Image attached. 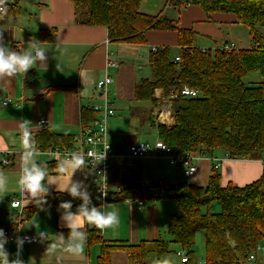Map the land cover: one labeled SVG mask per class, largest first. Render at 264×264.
<instances>
[{"label":"crops","instance_id":"crops-1","mask_svg":"<svg viewBox=\"0 0 264 264\" xmlns=\"http://www.w3.org/2000/svg\"><path fill=\"white\" fill-rule=\"evenodd\" d=\"M142 2L143 0L140 8ZM164 3L165 0H148L147 4H154L151 11L156 14L163 9L164 12L167 10ZM8 7L7 15H0V28H5L4 40L13 50L21 47L27 50V43L33 37L41 41L42 46H51L52 49L46 53L48 59L44 68L34 65L25 74L0 78V164L7 152H10L11 159L9 166L0 165V178L4 181L3 186H0V228L18 229L31 235L37 232L41 235L38 242L24 245L22 259L27 261L31 257L36 264H39L40 259V264H55L54 260L50 262L43 256L44 250L47 240H53L56 231L66 227H63L55 206H47V214L37 210L30 219L19 223L22 212L36 204V200H24L21 214L17 208L9 205L11 198L19 194L18 178L23 163L22 152L27 150L20 127L21 121L31 123L29 127L33 143L35 131L42 129L37 125V120L43 117L49 121L47 127L53 132L72 135L73 146L68 148L75 147V137L85 128L81 124V108L101 102L95 85L106 73L112 78L108 86V98L115 112L109 117L107 125V139L115 154L109 160L110 190L116 192L130 185L148 184L162 179L172 183L185 181L196 186H206L212 169L211 158H221L225 152L199 153L200 158L196 163L198 170L190 177L184 175L182 167L172 166L162 158L137 159L133 165L124 158L129 145L138 142L152 145L158 138L156 128L159 122L155 118L157 109L150 110L147 119H143L141 115L147 109L144 107L146 102L134 99V88L140 79L150 77L143 73L149 68L148 54L151 47H177L173 32L149 31L144 44L114 43L108 40L106 27L77 24L74 7L69 0H8ZM172 17L179 19L181 27H191L196 31L194 44L200 49L214 50L224 46L242 49L250 45L248 29L235 23L231 14L216 13L211 20H207L198 7L187 6L180 12L173 10ZM51 29H55L53 40L39 38L40 30ZM107 59L115 61L117 66L106 67ZM243 80L245 83H259L262 78L257 72H249ZM46 87L51 89L43 90ZM5 96L12 97L13 102L3 106L1 101ZM155 96L158 103H163L160 99L161 89L155 90ZM116 114L121 116L116 117ZM145 121L154 130L153 141L143 140L146 130L142 122ZM167 121L170 126L173 125V116ZM34 158L39 163L50 161L41 153H37ZM54 162L55 166L44 183H53L49 186V192H60L58 189L67 181L70 170L60 174L57 167L59 161ZM127 164L132 169L124 166ZM217 171L221 186L232 184L241 187L255 181L264 173V160L228 158L221 161ZM72 179L83 180L87 184L91 181V172L79 169ZM60 193L68 195L67 192ZM173 202L170 199H161L144 200L142 206L128 200L101 204L98 207L107 211L114 210L119 217V223L113 228L99 229L101 237L106 241L132 245L167 239L168 219L176 212ZM87 227L92 229L93 225L87 224ZM150 246L154 248V245ZM5 247L9 253L15 252L13 241H9ZM173 247L171 254L178 248L176 245ZM100 252L98 243H87L83 256H65L61 264H98ZM167 256L170 255L157 257L152 253L149 262L159 264L160 259ZM31 258L27 264H31ZM108 264H130L126 251L112 250ZM255 264H264V250L255 253Z\"/></svg>","mask_w":264,"mask_h":264},{"label":"trees","instance_id":"trees-1","mask_svg":"<svg viewBox=\"0 0 264 264\" xmlns=\"http://www.w3.org/2000/svg\"><path fill=\"white\" fill-rule=\"evenodd\" d=\"M69 1L74 7L75 22L106 27L110 42L144 44L149 31L176 35V48L162 46L153 51L151 47L148 54L151 75L140 79L134 88V99L148 102L151 111L158 103L155 96L158 88L165 98L170 90L183 86L196 91L195 96L178 95L171 100L173 125L157 124L158 138L166 145L182 154L223 151L232 159L264 160V0H165L164 8L168 11L163 9L156 14L142 11L141 0ZM187 6L198 7L207 20L216 13L233 15L235 23L248 29L249 47L198 48L194 44L196 31L181 27L179 19L168 13L180 12ZM38 36L51 41L55 29L40 30ZM249 72L259 73L262 81L245 83L243 78ZM95 118L96 112L91 108H81L83 127ZM73 142L72 135L58 134L48 127L34 133V145L42 151L52 146L71 147ZM42 164L47 165L49 174L55 166L54 161ZM87 186L93 204L101 205L95 187L91 182ZM131 199L174 201L176 212L167 223L169 238L132 245L106 241L99 229L87 227L88 245L98 243L101 247L98 264H108L110 252L115 249L125 250L130 264H150V254L169 255L171 245L187 250L186 264H197L193 246L198 231L204 232L203 264H255L248 262L247 257L255 252L257 245H264V173L241 187L221 186L219 172L212 166L206 186L162 179L109 191L106 203ZM46 200V207L55 206L59 214L61 202L71 200L73 209L80 203L78 198L60 192H49ZM213 201L219 202L220 212L202 213V207ZM37 203L22 212L19 223L39 210ZM67 231V228L58 229L53 240L57 239L59 244V237Z\"/></svg>","mask_w":264,"mask_h":264},{"label":"clouds","instance_id":"clouds-1","mask_svg":"<svg viewBox=\"0 0 264 264\" xmlns=\"http://www.w3.org/2000/svg\"><path fill=\"white\" fill-rule=\"evenodd\" d=\"M8 11V0H0V15L6 16ZM4 29L0 28V78H11L18 73L25 74L34 65L44 68L48 59L46 53L52 50L51 46H42V42L33 37L27 43V50L24 47H21L19 50H13L4 40ZM30 124L29 121L28 123L21 121L20 124L27 150L23 153V163L20 169L18 185L21 192H30L33 198L38 201L37 206L39 210L47 214L46 197L50 191L49 186L53 183H44L45 178L49 175L47 165L37 162L34 158L38 149L31 139ZM104 154L100 157V161L103 159ZM92 155L91 152L85 154L82 151H72L67 153L66 160H61L57 165L60 174L70 170L67 181L58 190L60 192H67L72 198H78L80 203L76 209H73L71 200L63 201L58 206L60 210L59 219L63 227H66L68 231L59 237V244L56 242L57 239L47 240V247L43 254L48 261L52 262L54 260L55 264L64 262L65 256L80 257L85 254L88 240L87 224L104 230L113 228L119 223L116 211H107L93 204V197L83 180L72 179L77 170L86 166ZM3 184L4 181L0 178V186H3ZM40 236L37 232L35 236L16 235L13 241L15 252L9 253L5 247L9 243V237L6 235L4 229L0 228V264H27V261L31 257L27 261L22 259L24 245L39 240ZM40 262L41 259L39 264ZM31 264H36L33 258H31Z\"/></svg>","mask_w":264,"mask_h":264},{"label":"built area","instance_id":"built-area-1","mask_svg":"<svg viewBox=\"0 0 264 264\" xmlns=\"http://www.w3.org/2000/svg\"><path fill=\"white\" fill-rule=\"evenodd\" d=\"M157 48L152 47V50L155 51ZM175 60H179L178 57ZM117 63L113 60H106V67H115ZM112 82L111 76L108 73L102 79H99L96 82L95 88L99 92L101 102L96 104L92 103L89 108L96 112V118L93 120L92 124L88 127L82 128L80 133L75 137L77 145L72 148L52 146L45 150H38L37 153L44 154L47 159L50 161H61L67 159V153L72 151H82L87 154L91 152L93 155L89 158L86 166L81 168L82 170H88L91 172V184L95 187L96 194L99 195L101 204L106 203V196L110 190L109 185V160L115 157L113 148L111 147L107 139V125L108 119L115 114L112 103L108 98V86ZM163 94V93H162ZM178 95L183 96H195L196 91L189 88L188 86H183L181 88L172 89L169 92V95L165 98L163 95L160 98L163 100L161 107L157 108L155 111V118L157 122L170 126L168 124V119L172 116L171 100L177 97ZM13 102L12 97L5 96L1 103L3 106L9 105ZM37 125L42 128H46L49 125V121L43 117L37 120ZM108 145V146H107ZM107 146V148H106ZM106 148V149H105ZM105 149V150H104ZM24 152H22L23 154ZM105 153V154H104ZM104 154L103 159L100 161V157ZM10 152L4 154L1 165L8 166L11 163L9 157ZM126 161L133 165L137 159L143 158H162L168 161L172 166H180L183 169V173L186 177L192 176L197 172V161L200 156L199 153H185L182 154L178 150L171 148L166 145L159 138L150 145L144 142L133 143L128 147V153L124 157ZM230 158L227 153L221 158L212 157V166L217 169L221 161L224 159ZM98 163V164H97ZM97 164V165H96ZM96 165V166H95ZM100 190V191H99ZM119 191V190H118ZM101 192V193H100ZM117 192V191H116ZM26 199H34L30 192L23 193L20 191L18 196H14L10 200V207L17 208L19 214L23 209V201ZM129 202L136 203L138 206H142L143 201L140 199H131ZM6 235L9 237V241H14L16 235H28L35 236L29 233H22L18 229L16 230H4ZM39 240L33 242L36 243ZM264 250L263 243L257 245L254 253H250L247 257L248 262L255 261V253ZM181 264H186L189 260L187 250L178 247L174 253ZM166 264V263H165Z\"/></svg>","mask_w":264,"mask_h":264},{"label":"rangeland","instance_id":"rangeland-1","mask_svg":"<svg viewBox=\"0 0 264 264\" xmlns=\"http://www.w3.org/2000/svg\"><path fill=\"white\" fill-rule=\"evenodd\" d=\"M164 2V1H163ZM148 3V0H143L142 2V7L140 8L142 11L144 12H153L151 10H153V5L150 6ZM150 6V8H149ZM162 8V6L160 7ZM150 13V14H151ZM153 14V13H152ZM172 15V12L170 13ZM176 50L173 49V52H175ZM145 74L146 76L150 74V70L149 68L146 70V73H143ZM146 102V101H145ZM143 102V103H145ZM164 104V103H163ZM163 104H161L160 102L159 103H156L155 107L153 108L152 111L156 110L157 108L161 107ZM144 107L147 108L141 115V117L144 119H147V116H148V113L150 111V108H149V103L146 102L144 104ZM118 116H121L120 114H116V117ZM144 127H145V132L143 133V136H145V138L143 140H150V141H153L154 138H155V133H154V130L147 124V121L145 122H142ZM137 161V160H136ZM127 169H132L129 164L127 165H124ZM179 183V182H177ZM173 202V201H172ZM174 203V202H173ZM221 208H220V204L218 201H213L212 203H210L208 206H204L202 207V213L206 212V211H209L211 213H218L220 212ZM167 239L169 238L166 237ZM174 246V245H173ZM172 245L170 246V249L172 250L174 247ZM193 250H194V255H195V260L197 261V264H203L204 263V259H205V248H204V232L203 231H198L197 234H196V239H195V244L193 246ZM170 256H167V257H162L159 261V264H181L179 262V258H177L174 254H169Z\"/></svg>","mask_w":264,"mask_h":264}]
</instances>
